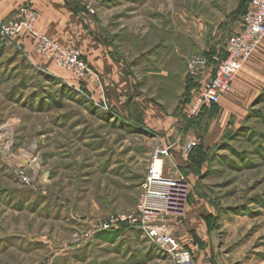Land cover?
Instances as JSON below:
<instances>
[{
    "label": "rangeland",
    "instance_id": "obj_1",
    "mask_svg": "<svg viewBox=\"0 0 264 264\" xmlns=\"http://www.w3.org/2000/svg\"><path fill=\"white\" fill-rule=\"evenodd\" d=\"M75 1L122 58L143 65L133 67L143 86L147 72L161 67L173 77L163 80L169 92L182 94L188 77L202 78L223 60L242 23L239 8L250 0ZM25 38L32 39L0 34V264H172L138 228L96 230L136 211L156 133L92 101L83 85L73 88L34 66ZM176 48L177 65L152 62ZM156 78L148 90L160 87ZM201 88L189 89L181 110L196 142L179 171L190 185V207L197 198L211 206L200 264H264V89L246 103L241 120L233 117L216 135L221 139L206 144L220 104L189 118L186 109ZM185 139L181 130L170 135L174 143ZM33 159L37 175L26 166Z\"/></svg>",
    "mask_w": 264,
    "mask_h": 264
},
{
    "label": "crops",
    "instance_id": "obj_2",
    "mask_svg": "<svg viewBox=\"0 0 264 264\" xmlns=\"http://www.w3.org/2000/svg\"><path fill=\"white\" fill-rule=\"evenodd\" d=\"M76 4L75 0H0V19H7L24 5L31 6L38 14L37 29L63 46L78 50L92 69V73L84 81L70 76L38 54L33 39L25 38L24 48L29 53L32 64L73 88L78 89L83 85L92 101L106 107L124 121L156 133L158 145L172 146L173 162L180 171L187 166L182 148L189 142H196L195 135L186 132L187 123L181 118V110L192 93L189 89L198 83L203 86L214 69L207 70L202 78L188 77L182 94L178 91L169 92L171 87L163 83V80L169 81V75L161 67L147 72L150 82L143 86L142 80L133 75V67L143 65L139 63L135 65L130 63L129 59L122 58L109 42L99 36L97 25L86 12L79 11ZM178 55L179 49L176 48L168 58L165 53L161 55L159 61L152 59V62L162 65L164 64L162 61L165 60V63L171 64L172 67L177 65L174 61L178 60ZM155 76L158 77L156 80H159L160 87L148 90V85L153 86L154 82L151 80H154ZM171 78L173 77L169 79ZM263 89L264 43L244 64L233 82L232 90L222 98L219 114L212 123L206 144L211 137L221 139L220 136L233 124V117L235 123L241 120L246 103L254 100ZM179 130L186 139L183 143L180 141L174 143L170 140V135ZM167 174L173 176L175 172ZM208 203L202 198L195 199L187 212L184 225L176 230L182 244L194 252L195 264L201 263L199 257L206 249V243L211 236L207 223L208 215L211 213V206Z\"/></svg>",
    "mask_w": 264,
    "mask_h": 264
},
{
    "label": "built area",
    "instance_id": "obj_3",
    "mask_svg": "<svg viewBox=\"0 0 264 264\" xmlns=\"http://www.w3.org/2000/svg\"><path fill=\"white\" fill-rule=\"evenodd\" d=\"M37 21V12L31 6L24 5L11 19L0 24V34L12 40L21 36L34 39L39 53L69 70L76 79H87L92 70L81 53L41 33L37 29ZM262 43L264 0H250L239 31L227 42L226 58L220 61L212 76L195 94L186 109V115L192 118L198 115L202 108L220 104L222 98L232 90L233 82L244 64L253 57ZM194 146L193 142L184 145L182 154L185 158L189 157ZM11 152L9 148L7 156L11 157ZM36 160L33 159L26 165L28 168H34L35 175L40 170L35 164ZM5 161L7 163V158ZM168 169L172 173L175 172V175L168 176ZM178 170L173 162L172 146L158 145L153 151L136 211L114 217L109 222L100 224L96 230H108L126 223L141 230L151 243L167 253L172 264H195L192 251L183 246L176 235V230L187 217L191 196L189 182ZM18 176L24 182H30L23 173Z\"/></svg>",
    "mask_w": 264,
    "mask_h": 264
},
{
    "label": "trees",
    "instance_id": "obj_4",
    "mask_svg": "<svg viewBox=\"0 0 264 264\" xmlns=\"http://www.w3.org/2000/svg\"><path fill=\"white\" fill-rule=\"evenodd\" d=\"M249 2H250V1H246V2L243 3V4L241 5V7L239 8V10H242V11H243V16L245 15V13H246V11H247V7H248ZM225 58H226V54L224 55V58H223V59H225ZM212 107L215 108L216 105H213ZM137 119H138V117H137ZM138 122H139V119H138ZM190 128H191V122H188V123H187L186 130H188V129H190ZM192 154H193V151L191 152V154L189 155V157H188L187 159H190L191 156H192ZM207 221H208V219H207ZM208 224H209V223H208ZM124 227H125V228H128V226H124Z\"/></svg>",
    "mask_w": 264,
    "mask_h": 264
},
{
    "label": "water",
    "instance_id": "obj_5",
    "mask_svg": "<svg viewBox=\"0 0 264 264\" xmlns=\"http://www.w3.org/2000/svg\"><path fill=\"white\" fill-rule=\"evenodd\" d=\"M171 165L173 166V163L171 162Z\"/></svg>",
    "mask_w": 264,
    "mask_h": 264
},
{
    "label": "bare ground",
    "instance_id": "obj_6",
    "mask_svg": "<svg viewBox=\"0 0 264 264\" xmlns=\"http://www.w3.org/2000/svg\"><path fill=\"white\" fill-rule=\"evenodd\" d=\"M4 131H6L7 132V130H4ZM7 151V150H6Z\"/></svg>",
    "mask_w": 264,
    "mask_h": 264
}]
</instances>
